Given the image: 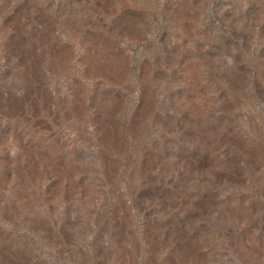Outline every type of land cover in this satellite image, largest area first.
Here are the masks:
<instances>
[{"label":"rangeland","instance_id":"rangeland-1","mask_svg":"<svg viewBox=\"0 0 264 264\" xmlns=\"http://www.w3.org/2000/svg\"><path fill=\"white\" fill-rule=\"evenodd\" d=\"M263 208L264 0H0V264H264Z\"/></svg>","mask_w":264,"mask_h":264},{"label":"bare ground","instance_id":"bare-ground-1","mask_svg":"<svg viewBox=\"0 0 264 264\" xmlns=\"http://www.w3.org/2000/svg\"><path fill=\"white\" fill-rule=\"evenodd\" d=\"M262 206H263V205H262ZM263 209H264V208H263ZM124 256H125V258H126V255H124ZM124 256L122 257V258H123L122 260L125 259ZM127 260H128V261H125L123 264H129L130 262H132V259L127 258Z\"/></svg>","mask_w":264,"mask_h":264}]
</instances>
